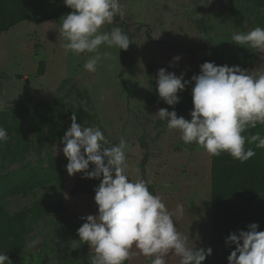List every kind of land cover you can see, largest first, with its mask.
<instances>
[{"label": "rangeland", "instance_id": "obj_1", "mask_svg": "<svg viewBox=\"0 0 264 264\" xmlns=\"http://www.w3.org/2000/svg\"><path fill=\"white\" fill-rule=\"evenodd\" d=\"M120 3L123 18L117 15L101 31L120 27L132 43L127 50L101 45L95 72L84 68L92 54H65L62 17L22 21L0 35V114L10 123L17 114L23 128L21 138L11 132L0 145V176L13 170L27 174L0 198V210L18 220L13 234L0 237V253L11 264H89L90 246L77 240L71 218L98 214L94 195L102 176L82 178L66 170L61 138L73 113L82 127H98L110 141L106 146L126 140L131 180L150 181L152 194L170 212L183 205V216L173 217L177 231L190 247L212 249L202 264H218L226 253L227 236L211 229V156L195 143L185 144L181 132L159 118V109L172 110L158 95L157 72L164 68L189 81L204 62L264 72V53L230 41L234 33L264 28V0ZM192 109L176 113L190 120ZM253 129L249 133L264 136V125ZM18 234L23 241L15 244ZM15 246L19 253H13ZM132 251L137 255L124 264H151L154 258L135 246ZM166 261L180 264V257L170 252Z\"/></svg>", "mask_w": 264, "mask_h": 264}, {"label": "clouds", "instance_id": "obj_2", "mask_svg": "<svg viewBox=\"0 0 264 264\" xmlns=\"http://www.w3.org/2000/svg\"><path fill=\"white\" fill-rule=\"evenodd\" d=\"M63 2L72 10L62 16L59 26L66 41L65 54H92L84 64L87 71H96L101 45L127 50L132 43L120 27L101 31L117 15H125L120 0ZM230 41L264 53V28L257 26L246 33H234ZM173 59L178 61L180 57ZM191 79L195 85L190 120L178 116L174 109L161 108L157 112L168 129L179 130L185 144L195 143L210 156L226 152L241 163L256 155L253 148L245 147L246 142L264 149V136L259 132L245 135L258 124L264 125V72L204 62L200 73ZM156 83L159 97L174 106L179 102L178 91H183L189 81L183 79V74L177 76L160 68ZM70 119V127L61 138L68 174L80 172L82 178L102 176L94 195L98 214L83 217L85 222L77 229L80 241L90 246L89 264H124L137 255L133 246L144 256L154 257L151 264H167L170 252L180 257V264H202L212 249L190 247L188 237L177 231L173 217L183 216V205L170 212L162 197L150 192V181L129 178L126 140L121 137L119 144L106 146L110 141L98 127H82L75 113ZM8 139L7 130L0 126V145ZM90 162L94 165L91 170ZM247 229L238 234L230 232L225 238L226 243L235 245L227 257L228 264H264V230L257 231L255 222L248 224ZM0 264H11L7 253H0Z\"/></svg>", "mask_w": 264, "mask_h": 264}, {"label": "trees", "instance_id": "obj_3", "mask_svg": "<svg viewBox=\"0 0 264 264\" xmlns=\"http://www.w3.org/2000/svg\"><path fill=\"white\" fill-rule=\"evenodd\" d=\"M72 11L63 0H0V35L22 21L40 24L45 21L61 18ZM39 73H43V61L40 62ZM195 81L190 78L183 91H178L179 102L170 106L177 112L193 107L192 88ZM7 114H0V126L4 127L9 135L14 132L15 139L21 138L23 128L14 114L11 123ZM249 130H254L253 128ZM249 130L246 136L252 135ZM259 132V130H258ZM40 140L41 137H40ZM256 155L241 163L233 159L228 153L220 156H211L210 190L212 201L211 229L215 235L238 234L239 230L247 231V225L257 223V231L264 230V150L256 148L255 144H248ZM27 178L21 170H13L0 176V198L19 187ZM149 190L153 193L152 187ZM37 210V208H35ZM82 216H72L73 233L78 241L80 238L77 229L85 222ZM18 220L6 215L0 210V237L13 234ZM17 234V233H15ZM19 244L23 241L20 234L17 236ZM81 242V241H80ZM86 246V242H81ZM235 245L228 243L227 250L218 264H228L227 257L234 250ZM20 246H15L13 253H19Z\"/></svg>", "mask_w": 264, "mask_h": 264}]
</instances>
